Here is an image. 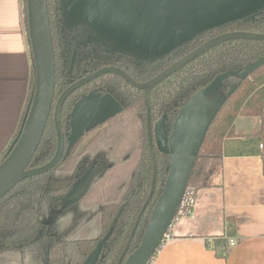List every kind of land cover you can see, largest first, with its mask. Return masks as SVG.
Returning a JSON list of instances; mask_svg holds the SVG:
<instances>
[{
	"label": "trees",
	"instance_id": "obj_1",
	"mask_svg": "<svg viewBox=\"0 0 264 264\" xmlns=\"http://www.w3.org/2000/svg\"><path fill=\"white\" fill-rule=\"evenodd\" d=\"M26 0H23L24 22L28 47L30 50L29 35L27 34ZM47 15L49 20L52 49L54 50V90L51 104L50 117L41 137V141L31 158L27 169L39 167L53 156L56 146L55 127L51 115L53 106L60 91L69 85V57L63 49V44L74 35L75 32H85L83 26H73L67 22L62 14L61 0H46ZM69 32V30H71ZM76 29V31H74ZM239 31L264 32V8L252 17L235 19L231 22L204 30L201 34L189 40L188 43L175 48L160 58L152 60L140 58L134 53L116 50L114 54L94 58L85 66L99 68L101 65H118L126 70L137 81L144 82L153 77L162 69L174 63L176 59L189 53L208 38L221 33ZM66 31L68 34H66ZM82 35H78L80 38ZM67 38V41H66ZM136 62L133 59H136ZM264 59V40L234 39L220 42L219 45L208 49L205 53L192 59L188 64L175 70L171 76L154 86L148 93V106L150 107L151 135L153 150H155L156 174L154 189L150 202L144 208L132 240L126 251L124 259L132 253L141 241V237L148 225L152 208L161 196L168 174V162L170 153L161 149L158 142V124L168 138L181 110L191 98L202 88L220 75L221 78L214 94L206 97V101L218 96L217 110L212 115V120L207 126L206 134L200 145V150L193 160V167L188 176L187 186L194 190L208 188L214 185V177L222 169V141L226 137L237 135L234 124L237 117H256L261 123L254 131L262 139L264 147V60L257 66L246 72L249 64ZM31 84L26 110L20 122V127L11 142L0 153V163L8 155L17 140L20 129L28 114L29 105L33 97L35 87V68L30 50ZM85 64L87 63L84 62ZM84 65V64H83ZM108 78L115 83L116 94L120 96L121 108L117 112L106 116L103 121L109 122L111 141H108L114 149L116 136H122L128 140L126 154H131L126 160L128 166L127 175L130 174V182L127 189L120 194L122 174L116 171V167L95 163L90 170V177L85 189L71 203L62 204V199L72 188L68 184L61 188H49L47 181L50 175L60 170H69L73 177L75 173L87 168L89 161L84 159L62 157L54 170L25 178L0 197V251L7 255L9 263L21 264L26 254H44L48 249V261L54 264H82L92 253V250L104 239L99 256L95 264H116L123 247L134 227V222L141 207L148 197L152 176V158L146 135V106L144 105V91L131 87L127 82L112 75H102L99 79ZM233 90L228 94L229 90ZM110 88V87H109ZM113 89V88H112ZM115 92V91H114ZM121 94H120V93ZM76 93L67 98L61 107L59 122L62 129L66 130L68 117L71 110V99ZM133 122V124H131ZM129 127L125 128L124 124ZM102 124V123H100ZM95 127V126H94ZM93 127H89L91 129ZM87 129V130H88ZM108 133V132H107ZM99 140V139H98ZM156 140V144L154 141ZM107 140H99V146H104ZM264 162V154L262 155ZM114 173V174H113ZM116 174V175H115ZM75 180V178H73ZM71 179V180H72ZM103 188V204L98 188ZM121 195L120 200L117 197ZM43 198H47L50 208L54 211L51 223L43 224L40 219L39 205ZM102 206L101 222L97 224L82 225L68 235L59 236L61 226L80 210H91ZM95 211V210H94ZM96 220V218H95ZM229 223L227 235L234 233V221L227 217ZM92 223V222H91ZM226 240L224 237L214 239L213 249L218 256L226 254ZM221 248V249H218ZM159 248V247H158ZM157 248V249H158ZM157 250L152 253V257ZM151 257V259H152ZM147 264H150V261Z\"/></svg>",
	"mask_w": 264,
	"mask_h": 264
},
{
	"label": "water",
	"instance_id": "obj_2",
	"mask_svg": "<svg viewBox=\"0 0 264 264\" xmlns=\"http://www.w3.org/2000/svg\"><path fill=\"white\" fill-rule=\"evenodd\" d=\"M259 2L260 0H61V7L62 14L69 24L80 25L88 29L113 51L132 52L140 58L155 60L188 43L189 40L206 29L235 19L254 16L264 8L263 5L261 9H257ZM25 6L26 20L28 21L27 34L29 35L30 50H32L35 68V87L28 114L22 123L23 126L19 131L17 140L8 155L0 163V197L13 188L17 182L31 177V175L44 173L56 165L62 154L63 146L61 127L58 123L60 106L74 88L87 82V80L105 72L117 73L130 84L144 91V103L147 108V135L149 148L154 157L148 114L149 90L171 76L175 70L188 64L208 49L219 45L220 42L234 39L264 40V32L233 30L232 32L221 33L205 40L146 82L135 81L122 70L113 67H103L87 75L62 92L63 94L58 98L55 105L54 123L58 138L55 156L44 166L27 169L33 152L40 142L50 112L55 83V64L46 0H26ZM263 60L260 59L249 64L241 75H246L247 71H250ZM223 77L224 75L218 76L191 98L177 116L168 138L161 128V123L158 124L161 149L170 153L166 182L161 196L152 208L141 242L124 259L136 223L152 196L155 180L153 160L152 184L149 195L141 207L133 230L116 264H147L152 253L162 244L164 233L180 209L179 206L193 167L194 157L200 150L199 147L206 134L207 126L217 110L218 96L214 95L211 101H206V97L215 93ZM232 90L233 87L228 94ZM103 104L104 102L101 103V100L98 101L95 96L89 95L74 106L71 123L73 126L82 124L77 129L75 137L82 132L83 128H88V125L96 123V121L92 122L95 114L101 113L100 119H103V117L115 112L103 108ZM79 187L69 194L71 195L70 200H74L82 190L81 184ZM104 241L103 239L92 250V253L82 264H95Z\"/></svg>",
	"mask_w": 264,
	"mask_h": 264
},
{
	"label": "crops",
	"instance_id": "obj_3",
	"mask_svg": "<svg viewBox=\"0 0 264 264\" xmlns=\"http://www.w3.org/2000/svg\"><path fill=\"white\" fill-rule=\"evenodd\" d=\"M30 63L23 0H0V153L21 125ZM260 123L256 117L236 118L237 135L222 141V169L214 185L194 191L191 212L175 216L150 264H264V147L254 132ZM227 217L235 222L233 235L226 234ZM217 237L227 243L223 257L213 249Z\"/></svg>",
	"mask_w": 264,
	"mask_h": 264
},
{
	"label": "flooded vegetation",
	"instance_id": "obj_4",
	"mask_svg": "<svg viewBox=\"0 0 264 264\" xmlns=\"http://www.w3.org/2000/svg\"><path fill=\"white\" fill-rule=\"evenodd\" d=\"M71 31H72V29L69 30V32H71ZM74 31H76V29ZM66 34H68L67 31H66ZM78 35H81V34H78L77 32H75L74 35L71 36L69 41H67V38H66L67 44H65V43L63 44V49L65 50V52L68 54V57H69V64L70 65H69L68 73L70 75L69 81H72V82L60 91V93H59V95H58V97H57V99L55 101V104H54V106L52 108L53 111H52V115H51L53 123H54V115H55V109L54 108H55V105H56V103L58 101V98L63 94L62 92H64L67 88H69L73 83L78 82V81L84 79L85 77H87V75L92 74V73L100 70L103 67H113V68H118V69L122 70L129 77H132L135 81H137L133 76H130L126 72V70L124 68H122V67H120L118 65H101V67H99V68L95 67V69L93 68L92 70H91L92 66H88L87 69H86L85 66L88 65V64H91L89 62L90 60H92L94 58H99L101 56L114 54V52H113V50H107V49L100 51V50H98V49H96L94 47H87V46L86 47H82L81 49H78V46H73V42L77 41ZM136 60H137V58L133 59L134 62H136ZM86 61H87V63L85 64L84 62H86ZM136 63L138 64V62H136ZM102 75H112L114 77L117 76V77L123 79L125 82H127L131 87H134L135 89H137L139 91H143L142 89H139V88L135 87L134 85L130 84L124 77H121L119 74L105 72V73H102L99 76H96V77H94V78H92L90 80H87V82H85V83L77 86L76 88H74L72 90V92H70V94L62 102L60 108L63 106V104L67 100V98H69L73 94V92L76 93L73 96V98L71 99V102H72L71 103V110H70V113H69L68 122H67L68 125H67V129L66 130L62 129L61 123L59 122V116H60L62 108L60 109L59 116H58V123H60L61 133H62V138H63V146H62V152H61L62 154L60 156V159L62 157H66V156L69 155V156H71L69 158H74V157L78 158L79 157L80 159H84L86 161H89L87 163V165H86L87 168L84 170V172H83V170L80 171V172H77V173H75L74 177H73L72 172L69 171V170H66V171L60 170V171L54 172V173H52L50 175V178L47 181V186L49 188H61V187H64V186H66L68 184H73L71 186L72 188H70V190H68V192L66 193V195L62 199V204L63 205L71 203L73 201V200L67 201V196L70 193L76 191V188H78L80 184L83 186V188L79 192V194L85 189V187H86V185L88 183L87 181H88V179L90 177V170L92 168L91 166L93 164H95V163H100L102 165L104 164L105 166L116 167V171L118 172L117 174H119V173L122 174L124 182L122 183V189L120 190V194L123 192V190L125 191L127 189L128 185H129V182L131 181L130 180V174L127 175V173H126L129 170L128 169L129 165L127 166L125 164L126 160H129L130 159V155H131L129 153L126 154V152H127L126 150L128 148V140H127V138H126V140H124V138L122 136H119V135L116 136L114 138V143H117L116 149L113 148V146L108 142V141L112 140V138L110 136L109 122L103 121V119L106 116L103 117V119H100L99 121H96L95 124L88 125V128L89 127H93V128H91V129L83 128L82 132L79 133L76 137H75V133L77 132V129L81 127L82 124H79V126H76V124H75L73 126L72 123H71V117H72V114H73V111H74V106L79 101L83 100L84 98H86L89 95H91L93 97L95 96V98L98 101H100L102 95H104L106 93H109L110 95H112L115 98L116 101L117 100L120 101V107L117 110H119L122 107L121 106V104H122L121 103V101H122L121 99L122 98L120 96H118L119 95L118 93H117L118 95L116 94V92H118V91L114 90L115 89V83L111 82L108 78H102V80L99 79ZM153 77H151V78H153ZM151 78H149V79H151ZM149 79H147V80H149ZM146 81H144V82H146ZM138 82H140V81H138ZM53 90H54V88H53ZM52 101H53V97H52ZM102 102H104V100H102L101 103ZM51 104H52V102H51ZM144 105H145V103H144ZM50 107H51V105H50ZM117 110H115V112H117ZM50 112H51V109H50ZM50 112H49V115H50ZM115 112H113V113H115ZM148 114H149V120H150V107H149ZM49 115H48V118L50 117ZM48 118H47V120H48ZM145 120H146V135H147V108H146V119ZM100 123H102V124H100ZM131 124H133V122H131ZM54 127H55V123H54ZM124 127L128 128L129 124L128 123L124 124ZM150 135H151V120H150ZM41 137H42V135H41ZM41 137H40V141H41ZM55 138H56V146H55V150L53 152L54 154L49 160H47L45 162V164L47 162H49L56 154L55 152H56L57 146H58V138H57V135H56V128H55ZM98 139L99 140H104L105 139L107 141L105 142L104 146H99V143H98L99 140ZM147 140H148V145H149L148 135H147ZM151 141H152V150H153L152 135H151ZM154 143L156 144V140L154 141ZM157 143L160 146L159 135H158V142ZM149 150H150V148H149ZM34 152H33V156H34ZM150 152H151V150H150ZM151 158H152V165H153V160H154L155 174H156V166L157 165L155 164V150H154V157H153L152 152H151ZM60 159L58 160L56 165L52 167V169L47 170L45 172H49V171L54 170L55 167L57 166V164L60 162ZM45 164H43L41 166H44ZM41 166H39V167H41ZM36 168H38V167H36ZM45 172L44 173H40V174H45ZM63 172L69 173V178L66 181L64 180L65 183L63 185H61V186H56V187L51 186L50 182L52 180H54L55 176L57 174H60V173H63ZM152 174H153V167H152ZM35 175H37V174H35ZM31 176H34V175H31ZM72 177L75 178V180L72 179ZM151 178H152V176H151ZM154 179H155V175H154ZM154 183H155V180H154ZM151 184H152V180H151ZM150 187H151V185H150ZM153 189H154V185H153ZM149 192H150V190H149ZM98 193L100 194V197H101L102 202L104 204V202L106 200L102 196V193H103V188L102 187L98 188ZM120 194H118L119 196L117 197V200L115 202L120 200V197H121ZM77 196H76V198H77ZM64 199H66V202H64ZM70 199H71V197H70ZM43 203H45V206H43V208H45L43 210L44 215L41 213V206H42ZM108 203H110V202H105V204H108ZM101 209H102V206L98 204L96 208L91 209L90 211L89 210H80V212L74 214L69 219L68 222H66V223L64 222V224L61 226L62 228H61V231H60L58 237H61L62 235L67 236L69 233L73 232L74 230H77V228L82 227V225H87L88 223L97 224L99 226L100 222H101V213H102ZM39 213H40V219H41L43 224L51 223V221H53L54 211L50 208V204H49V201H48L47 198L46 199L43 198L42 202L40 203V205H39ZM48 215H52V217H51V219L49 221L46 220V216H48ZM95 218H96V220H95ZM33 254L34 255H38L39 257H42L41 260L45 264H54V263H51V262L48 261V257H47L48 249H45L44 254L30 253V254L24 255V257H23L24 259H23L21 264H25V262L29 258V256H31ZM0 264H12V263H9L7 255H6V253L4 251H0Z\"/></svg>",
	"mask_w": 264,
	"mask_h": 264
},
{
	"label": "rangeland",
	"instance_id": "obj_5",
	"mask_svg": "<svg viewBox=\"0 0 264 264\" xmlns=\"http://www.w3.org/2000/svg\"><path fill=\"white\" fill-rule=\"evenodd\" d=\"M264 5V0H260L257 9H261L262 6ZM77 26V25H74ZM81 34V33H80ZM82 36L80 38H77V41L73 42V46H78V49H81L82 47H94L98 50H112V48H110L106 43L98 40L97 35L91 33L88 29H85V32H83L81 34ZM104 100V104H103V108H108L111 111H115L117 110V108L120 107V101H116L115 98L110 95L109 93H106L104 95L101 96V101ZM101 113H97L95 114V116L92 119V122L94 121H99L100 120V115ZM69 178V173L63 172L60 174H57L54 178V180H52L50 182L51 186H61L65 183V181ZM65 180V181H64ZM194 189L191 186H186L185 192L186 195L188 196L189 194H192V192L194 193ZM70 196H67V201L70 200ZM64 202H66V199H64ZM43 206H45V203L42 204L41 206V213L44 215L43 210L45 208H43ZM187 210V209H186ZM45 212V211H44ZM177 216L183 215V213H177ZM52 217V215H48L46 216V220H50ZM141 242V241H140ZM42 257H39L38 255H31L29 256V258L26 260L25 264H45L43 263V261L41 260Z\"/></svg>",
	"mask_w": 264,
	"mask_h": 264
},
{
	"label": "built area",
	"instance_id": "obj_6",
	"mask_svg": "<svg viewBox=\"0 0 264 264\" xmlns=\"http://www.w3.org/2000/svg\"><path fill=\"white\" fill-rule=\"evenodd\" d=\"M184 192H185V190H184ZM194 195H195V193H193V192H192V194H189L188 196L186 195V193H184L183 198H182L181 203H180V206H179V208H180L178 211L179 213H183L184 215H187L191 212V210H192L191 207L194 203V198H195ZM169 236H170V234L167 230L166 233H164V235H163L162 242L166 241V239H168ZM228 243L230 246H233L235 244V240L233 238H229Z\"/></svg>",
	"mask_w": 264,
	"mask_h": 264
}]
</instances>
